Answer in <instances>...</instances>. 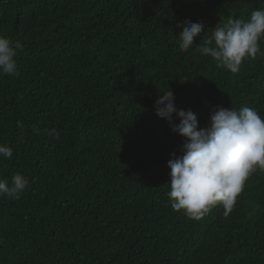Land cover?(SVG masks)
Returning a JSON list of instances; mask_svg holds the SVG:
<instances>
[{
	"label": "trees",
	"instance_id": "1",
	"mask_svg": "<svg viewBox=\"0 0 264 264\" xmlns=\"http://www.w3.org/2000/svg\"><path fill=\"white\" fill-rule=\"evenodd\" d=\"M256 9L264 0H0V35L24 45L20 76H0L13 148L0 177L29 180L0 198V264H264V172L227 217L173 210L168 163L185 138L154 107L171 90L201 127L217 106L264 117V56L234 74L178 44V22L210 36Z\"/></svg>",
	"mask_w": 264,
	"mask_h": 264
},
{
	"label": "clouds",
	"instance_id": "2",
	"mask_svg": "<svg viewBox=\"0 0 264 264\" xmlns=\"http://www.w3.org/2000/svg\"><path fill=\"white\" fill-rule=\"evenodd\" d=\"M177 26L182 28L178 36L181 51L195 45L217 67L231 73H238L246 60L264 56V9L252 11L246 20L220 22L210 36L202 22H178ZM201 36L197 45L195 39ZM23 48L19 40L0 35V76H20L16 57ZM154 107L172 131L185 138L182 155L176 157L173 153L176 158L168 163L171 171L167 196L172 209L193 220L203 219L217 206L224 209L226 217L230 215L249 177L257 170L264 172V117L247 106H217L210 113L208 125L201 127L197 114L177 109L171 90H163ZM32 130L41 134L35 125ZM43 131L53 134L47 129ZM12 156L13 148L0 143V159ZM28 185L29 180L19 172L10 181L0 177V198L20 199Z\"/></svg>",
	"mask_w": 264,
	"mask_h": 264
}]
</instances>
